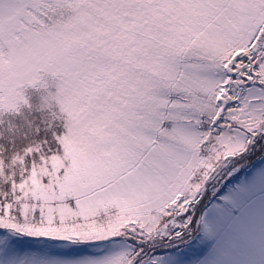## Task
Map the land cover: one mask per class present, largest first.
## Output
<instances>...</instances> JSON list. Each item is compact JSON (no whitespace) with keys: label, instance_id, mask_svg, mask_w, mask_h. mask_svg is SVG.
Returning <instances> with one entry per match:
<instances>
[{"label":"snow or ice","instance_id":"snow-or-ice-1","mask_svg":"<svg viewBox=\"0 0 264 264\" xmlns=\"http://www.w3.org/2000/svg\"><path fill=\"white\" fill-rule=\"evenodd\" d=\"M0 264H264V0H0Z\"/></svg>","mask_w":264,"mask_h":264}]
</instances>
